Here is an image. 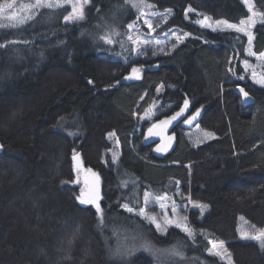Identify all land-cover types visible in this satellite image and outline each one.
I'll use <instances>...</instances> for the list:
<instances>
[{
  "label": "trees",
  "instance_id": "trees-1",
  "mask_svg": "<svg viewBox=\"0 0 264 264\" xmlns=\"http://www.w3.org/2000/svg\"><path fill=\"white\" fill-rule=\"evenodd\" d=\"M250 1L260 16L251 40L259 55L264 0ZM133 4L171 9L151 35L177 29L187 37L133 51ZM83 12L66 22L68 10L45 7L16 27L0 18V264H171L150 249L110 257L134 222L150 246L199 263L219 264L206 253L211 239L224 243L232 264H264L259 242L237 231L240 216L264 230V87L237 78L247 34L195 23L199 14L237 25L249 15L245 1L88 0ZM134 66L141 77L122 81ZM239 85L254 103L242 104ZM187 99L191 111L203 110L198 131L212 137L198 141L188 136L195 125H178L175 148L157 156L143 134ZM153 105L158 116L147 115ZM74 156L97 174L100 213L77 199ZM147 193L206 206L181 212L194 238L174 227L161 235L141 218Z\"/></svg>",
  "mask_w": 264,
  "mask_h": 264
},
{
  "label": "rangeland",
  "instance_id": "rangeland-1",
  "mask_svg": "<svg viewBox=\"0 0 264 264\" xmlns=\"http://www.w3.org/2000/svg\"><path fill=\"white\" fill-rule=\"evenodd\" d=\"M82 2L83 0H81V3ZM249 2L251 3L250 0ZM6 3H12L13 8L5 9L4 12L0 14V18L3 19L2 22L5 25H13L12 23L13 21L8 19V17L13 14L23 17V16L31 15L34 11H38L41 9V8L32 9V11L27 12L29 8H27L26 6L34 4L35 0H5L4 2H1L0 5H4ZM61 3H63L64 6L58 9L68 10L69 13H71L72 11L71 4L64 3V0H61ZM145 3H147L149 6L153 8V5L151 3L148 2ZM246 5L249 10L247 3ZM149 6L145 4H139L138 20L127 26V31H128L127 37L129 39V43L132 44V49L138 50L142 48V46H146L149 44H158L160 46H163L164 44L168 45L170 44L171 38L176 42H180L187 37L186 34L180 33L179 31H177V29H170L168 32L164 33L160 37H155L151 35L153 33L152 32L153 26H155L156 28L161 27V25L164 24V22L168 19L172 11L171 9H167L163 11L160 10L155 11L152 10ZM52 9H57V8H52ZM188 11L193 13L192 10H188ZM254 13L255 15H253ZM250 16L253 17V19L255 20V23H253L251 26L247 24L241 25V22L236 26L244 27L245 31L240 33L247 34L248 38L249 35H251V37L253 38L252 29L260 21V16L257 13V11L252 8L251 11L249 10V15L242 21H247ZM145 21H148V23H145ZM201 21H203V23H200ZM195 23H197V25L201 27L209 28L214 31L235 30L234 28H228L227 23L225 22H214L208 19L205 20V17H201L199 14L196 15ZM130 25L132 27H129ZM205 25H211V26L208 27ZM143 27L148 30L147 34L143 33L144 32ZM144 41H147V43H143ZM126 49L128 48L126 47ZM250 52L253 53L252 45L248 41V44L245 47V55L248 59L241 61V66L244 74L243 76H237V78L242 82L243 80L249 79L257 86L264 87V84L256 82L257 80L264 79V58H261L260 55L257 54L250 55L249 54ZM133 68L140 69L139 78L141 77L142 68L134 66L130 69V73L125 76L131 78L125 79L124 77L122 81L129 82V81L137 80V78L131 75ZM158 114L159 111H157V109L155 110V105L151 106L150 109L147 111V115L158 116ZM191 129L193 130L191 131V133L188 134V136L190 137L192 135L193 137L196 136V138H202L199 139L198 141H203V139L207 140L212 137V135L206 136L205 135L206 133L199 132L196 125ZM82 167H83L82 163H76L75 182L77 183V186L79 188V192H80L79 198L80 200H89V199L93 200L94 203H90V204L95 206L96 208L98 205L100 209V204H99L100 191H99L97 174ZM142 204L143 206L138 210L139 216L145 219L146 221H148L149 223H151L156 230H157L156 224L157 223L160 224V229L157 230L159 234L164 235L169 228L174 227L180 230L181 232L185 233L188 237H189L188 232L192 233V236L190 238L191 239L194 238V231L188 225L187 220L184 217H182L181 212L186 211L189 208H198L201 210L200 207L202 206L201 204L195 202L180 201L177 200L174 196L167 194H161L159 196H155L151 193H147L143 197ZM126 206H127L125 207L126 210L128 208L133 209L128 205ZM148 209H155V211L149 212ZM134 210L135 209H133V211ZM98 213H100V211ZM153 218L155 219L156 223L152 222ZM177 224H179L180 227H177ZM185 228H187L188 232L184 231ZM119 230H123V227L119 228ZM237 231L240 238L242 232H247L249 235H255L257 232H259L258 230L255 229V227L249 224L248 221L242 216H240L238 219ZM210 241L212 243H210ZM208 242H209V247L206 249V253L209 254L210 256H214V258L219 264H222V262L224 264H228L227 257L229 255V252L225 248L224 243L222 246H220V242L213 241L211 239H208ZM150 245L151 243L147 236L146 230L143 229L141 226L135 224L134 222V225H132L131 228H126V232L120 231L118 233V242L116 246L111 248L110 257L111 258L114 256L128 257L129 254H132L137 250H141V249H150L152 252L156 253L161 257L165 256L161 254L162 250H164L163 247L159 248L157 246H150ZM179 251L182 253V257L165 256L164 259L169 261L171 264H175L174 262H177L178 264H211L205 261L199 263L196 260V257L194 256L190 257L182 250ZM216 251H220L221 253H223V258L221 256L215 255L214 253ZM160 264H167V263L162 262Z\"/></svg>",
  "mask_w": 264,
  "mask_h": 264
},
{
  "label": "snow or ice",
  "instance_id": "snow-or-ice-1",
  "mask_svg": "<svg viewBox=\"0 0 264 264\" xmlns=\"http://www.w3.org/2000/svg\"><path fill=\"white\" fill-rule=\"evenodd\" d=\"M64 3H70L71 8H72L71 13H69V15L64 16V20L66 22H70V21L75 22L78 20H82L84 18L83 5L88 3V0H83L82 3H81V0H64ZM245 3L248 4L249 10L251 11L253 8V5L249 2V0H245ZM63 6H64V4L61 3V0H35L34 4L28 5L26 7L29 9H40V8H45V7L50 8V9H52V8L58 9V8L63 7ZM132 6L133 7H139L138 4H133ZM12 8H13L12 3H6L4 5H0V14H2L5 9H12ZM253 15H255V13ZM33 18H34V13H33V15H27V16H23V17L17 16L16 14H13V15L8 17L9 20L15 21V23L13 24V27L23 25V24L27 23L29 20H32ZM207 19H209V18L205 17V20H207ZM145 23H148V21H145ZM200 23H203V21H201ZM253 23H255V20L251 16L248 18L247 21H241V25L247 24V25L251 26ZM205 26L210 27L211 25H205ZM129 27H132V26L130 25ZM227 27L228 28H234L237 32H244L245 31V28L242 26L237 27L236 25L227 24ZM113 35H115L114 32H113ZM103 39H105V41L107 43H112V40L109 39L107 36L104 37ZM178 39H179V37H178ZM251 40H252V37H251V35H249V42L250 43H251ZM143 43H147V41H144ZM4 46L5 45H0V47H4ZM133 51H136V49H133ZM249 54L255 55V53H252V52H250ZM259 55L261 58H264V53H260ZM139 71H140V69L133 68L131 75L138 79L139 78ZM128 78H131V77H125V79H128ZM256 82L264 84V79L257 80ZM89 83H91V81H89ZM240 91L243 92L245 97L248 96V93L244 92L243 89H240ZM188 103L189 102L187 100H185L184 107H182L179 112H177L174 116L168 117L166 120L161 121L160 123L164 126L171 124L173 121H175L178 117H180L184 113V111L188 108ZM197 112H199V109L197 110ZM194 118H195L194 116L190 117L188 120L185 121V123H190L192 121V119H194ZM110 135H112V134H110ZM205 135L210 136L211 134L206 133ZM166 150H167L166 148H158L157 149V151H166ZM75 158L76 157L74 156V159ZM77 199H80V198L78 197ZM81 202L86 203V204L94 203V201L91 199L82 200ZM125 207H127V206H125ZM200 207H201V211H203V208H205L206 206L202 205ZM127 210L129 212L133 211V209H131V208H128ZM97 211L98 212L100 211L98 205H97ZM152 222L156 223L154 218H153ZM156 226H157V230H159L160 224L157 223ZM177 227H180V225L177 224ZM184 231L188 232L187 228H185ZM188 235H189V237H191L192 233L188 232ZM241 238L245 239V240L250 239V240L258 241L261 249L264 250V230L257 232L255 235H249L247 232H242ZM210 243H212V242L210 241ZM222 245H223V242H220V246H222ZM214 247H215V245H214ZM161 254L169 256V257H182V253L176 248L162 250ZM214 254L221 256L223 258V253H221L220 251H216ZM227 259H228V264H232V259H231L230 254L228 255Z\"/></svg>",
  "mask_w": 264,
  "mask_h": 264
},
{
  "label": "water",
  "instance_id": "water-1",
  "mask_svg": "<svg viewBox=\"0 0 264 264\" xmlns=\"http://www.w3.org/2000/svg\"><path fill=\"white\" fill-rule=\"evenodd\" d=\"M240 89H243L244 92H247L242 86H237L234 91L239 95L241 98V102L243 105L251 104L254 103V98L248 93V96L245 97L243 92L240 91ZM188 103V108L184 111V113L178 117L175 121H173L171 124L164 126L160 122L163 120H166L168 117L174 116L177 112L180 111L182 107H184V102L175 109L172 113L169 115L162 117L158 120H156L150 127L149 129L143 134L142 137V142L144 145H151L152 146V151L154 154L157 156H162L163 154L173 150L177 144V135L174 132V129L178 125H182L184 127H191L195 125L198 120L200 119L203 110L199 108V112L197 110L191 111L190 107V101L187 99ZM195 117L192 119L190 123H185L186 120H188L190 117ZM151 130V131H150ZM158 148H166V151H157ZM0 149H1V144H0ZM78 156V155H76ZM76 163H81V161H77V159H74V165ZM76 166V165H75ZM83 168V167H82Z\"/></svg>",
  "mask_w": 264,
  "mask_h": 264
}]
</instances>
